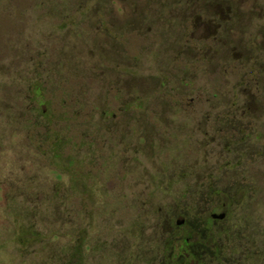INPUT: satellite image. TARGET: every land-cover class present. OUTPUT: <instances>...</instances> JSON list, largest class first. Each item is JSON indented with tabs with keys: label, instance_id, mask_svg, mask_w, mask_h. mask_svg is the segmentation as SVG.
Instances as JSON below:
<instances>
[{
	"label": "rangeland",
	"instance_id": "rangeland-1",
	"mask_svg": "<svg viewBox=\"0 0 264 264\" xmlns=\"http://www.w3.org/2000/svg\"><path fill=\"white\" fill-rule=\"evenodd\" d=\"M0 264H264V0H0Z\"/></svg>",
	"mask_w": 264,
	"mask_h": 264
},
{
	"label": "water",
	"instance_id": "water-1",
	"mask_svg": "<svg viewBox=\"0 0 264 264\" xmlns=\"http://www.w3.org/2000/svg\"><path fill=\"white\" fill-rule=\"evenodd\" d=\"M214 218H223L224 217V214H216V215H213Z\"/></svg>",
	"mask_w": 264,
	"mask_h": 264
}]
</instances>
